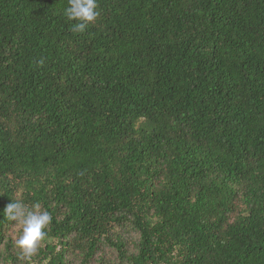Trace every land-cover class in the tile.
<instances>
[{"label":"trees","instance_id":"16d2710c","mask_svg":"<svg viewBox=\"0 0 264 264\" xmlns=\"http://www.w3.org/2000/svg\"><path fill=\"white\" fill-rule=\"evenodd\" d=\"M97 4L0 0V264H264V0Z\"/></svg>","mask_w":264,"mask_h":264},{"label":"clouds","instance_id":"9594fccd","mask_svg":"<svg viewBox=\"0 0 264 264\" xmlns=\"http://www.w3.org/2000/svg\"><path fill=\"white\" fill-rule=\"evenodd\" d=\"M97 8V0H68L64 15L67 20L75 22L73 31L82 33L89 24L98 19ZM0 215L3 219L15 222L18 227L15 247L25 258H31L48 236L47 228L52 221L51 214L43 209L40 203H34L29 207L20 201H12L5 206Z\"/></svg>","mask_w":264,"mask_h":264},{"label":"rangeland","instance_id":"374dc122","mask_svg":"<svg viewBox=\"0 0 264 264\" xmlns=\"http://www.w3.org/2000/svg\"><path fill=\"white\" fill-rule=\"evenodd\" d=\"M18 235V227L14 224L12 227H10L7 231V237L10 239L12 242L15 241V238ZM115 254L110 250V249H105V254H104V260H107L110 264H116L115 263ZM76 264V263H72Z\"/></svg>","mask_w":264,"mask_h":264}]
</instances>
